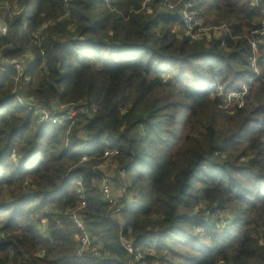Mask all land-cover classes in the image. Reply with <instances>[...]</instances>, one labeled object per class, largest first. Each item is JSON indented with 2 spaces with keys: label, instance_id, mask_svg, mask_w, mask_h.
Instances as JSON below:
<instances>
[{
  "label": "trees",
  "instance_id": "16d2710c",
  "mask_svg": "<svg viewBox=\"0 0 264 264\" xmlns=\"http://www.w3.org/2000/svg\"><path fill=\"white\" fill-rule=\"evenodd\" d=\"M16 1L0 63L22 59L26 69L0 76V264H128L145 251L147 264H264V69L253 67L264 59L250 43L264 0H195L205 28L226 27L199 41L171 33L180 5L172 12L162 0L150 12L145 0ZM238 82L243 106L224 109L216 85ZM15 87L77 114L63 128L40 124L13 105ZM111 149L135 201L122 226L94 169ZM73 210L96 256L77 255Z\"/></svg>",
  "mask_w": 264,
  "mask_h": 264
},
{
  "label": "rangeland",
  "instance_id": "374dc122",
  "mask_svg": "<svg viewBox=\"0 0 264 264\" xmlns=\"http://www.w3.org/2000/svg\"><path fill=\"white\" fill-rule=\"evenodd\" d=\"M10 1L11 0H0V36H2V37L7 36V33H8V27H7V21H6L7 17L8 16L9 17H13L18 12L19 3L16 0H15V2L9 3ZM169 2H171V1L169 0ZM171 11L174 12L175 8L172 9ZM179 22H180V20L179 21L175 20V21H173L171 23V26H172L171 33H173L174 35H177V36H181L180 34L182 32V26L180 25ZM199 24H201V23H199ZM202 26H203V24H202ZM199 40H201V39H198L196 41H199ZM250 43H251V47H252V44H253L252 50H255L257 54L258 53L260 54L258 59L259 58L260 59H264V28L262 30L258 31L254 35V37L250 40ZM259 47H261L262 50H259L258 49ZM25 59H28V58H25ZM256 59H257V57H256ZM6 60L7 59H5V62H1L0 63V76L5 71H8V70H10V68H14V67H16L18 74H19V72H20V74H23L24 69H26V63H25L24 60H22V59H18L17 60L16 59V60H12L11 62H7ZM253 67H254V74H256L258 76V74L260 73V69H262V70L264 69V64L257 65V61H256L255 65ZM171 75L175 76L174 73H170L169 72L168 74H165L162 77L167 79L168 77H172ZM246 80H251V79H246ZM15 81L17 83V80H15ZM185 81H188V80L181 81L179 83V86H184ZM188 85H191V83H189ZM13 90L16 91L22 98H24L25 101H31L30 103L27 104V106H29L28 110L32 109L30 112L33 113V115L38 119V122L40 124H43L42 121L44 122L45 116H48V115H46L45 112H43L40 109V107L38 105V102H32V101H35V99H31V97H28L25 94L23 89L22 90H18L15 87ZM216 90L218 92V95L221 98H223V102L225 104L224 109L226 108V106L227 107H231L232 105L241 109V107L243 106V103L245 102V98L247 96L246 84L239 83V82H238V84H236L235 87H233L231 89H225V90L222 88V86L216 85ZM19 103L20 102L18 100H16L13 103V105H16V104H19ZM62 103L63 102H60V101H57V102L53 101V102H50L49 104H46L47 108L45 110H46L47 114H49V113L53 114V112H56L60 116H65L66 114L69 116V114H72V112H73L72 110H69L68 108H64V107L60 108ZM75 112H76V110H75ZM52 117L55 118V120L57 122H64V121H68L69 120L68 118L57 117L56 115H54ZM53 120L54 119H52L51 123H48L46 125L53 127L52 125H55L53 123ZM78 137L82 140L81 143H83V144H85L86 142H89V140H90V139L86 138L83 134H79ZM71 152L72 153H77L78 149L77 148H72ZM103 159L104 160H101V159L99 160L98 159L99 163L97 164V166L94 167V169H95V171H97L99 174H101L103 176L102 182L106 183L107 187L109 188L110 195H111L110 196L111 197V202L110 203H112V204H110V206L112 207V211L114 210L113 216L115 217V219L113 221L114 222H118L122 226V220H123L122 217L123 216L121 217L120 212L123 209H125L128 205H131V203H135L134 195L131 194V193H128L126 191L127 186L128 187L130 186L129 179L126 180V176L128 177V174L125 173L123 167H120V163L117 162L114 159V154L113 155H109L107 157H103ZM82 162H88V160H84L83 158H81V162L80 163H82ZM32 202L34 203V201H32ZM116 203L118 204V206H116ZM121 203H124V204H121ZM137 204L140 205L139 202ZM231 210L229 209L223 215L219 216L220 221H222V223L224 225L228 224L227 220L232 215V211ZM4 212H2V213H4ZM79 213L77 211H75V210L68 211L67 212V217L70 219L71 222H74V220H75L74 219V215L79 217V215H78ZM39 222H42V226L40 227L42 236H48V234H49L48 233V227L46 226V224L43 226V224L45 223L44 220H42V221L40 220ZM80 222L83 225L82 226V230L84 229V231L89 234V232L85 230L84 222L82 220H80ZM233 224L234 223H232V225ZM88 234H86V236H85L82 233V235H84L87 238V239L85 238L84 240H88L90 238V234L89 235ZM120 241H121V244L123 245V247L127 250V247H128L127 244L128 243L122 241V239H120ZM156 243L157 242H155L153 244H156ZM168 243L170 244V242H168ZM171 247L174 248L175 246L171 245ZM86 252H89L90 254H92V256H96V254H97V253H94L93 251H89L88 248H84L83 250H80L79 252H77V255H78V253H86ZM145 254H148L149 256H152L151 258H153V254L151 252L145 251V253L143 255L142 254L140 255L141 257L138 256L134 261L130 260L127 263L128 264H147L146 262L141 261L143 259L142 257H144ZM183 254H184V256H189L190 255V253H188V252H183Z\"/></svg>",
  "mask_w": 264,
  "mask_h": 264
},
{
  "label": "built area",
  "instance_id": "2783aa9c",
  "mask_svg": "<svg viewBox=\"0 0 264 264\" xmlns=\"http://www.w3.org/2000/svg\"><path fill=\"white\" fill-rule=\"evenodd\" d=\"M150 1H152V0H145V2L141 6V11L150 12V8L148 6V3ZM250 1H251V4L257 6L259 4L260 0H250ZM162 3L164 4L165 7H167L170 10L176 8L177 5H180L179 12H178V14L180 15V19H181L180 25L182 26V32L180 35L184 38H188L191 41H196L198 39H210L212 36H215L218 38V37H221L222 34L225 33V31H226L225 26H223V28H221V27H214V28L206 27L205 28L204 26H202V21L198 17L197 10H195V7H194L195 0H181L177 4H171L169 2V0H162ZM261 9H262V12L264 13V4L261 5ZM199 23H201V24H199ZM262 26L264 28V21L262 23ZM252 47H253V44H252ZM14 68L16 69V67H14ZM24 81H25V84L30 83V79L28 77H25ZM16 100H18L20 102L19 104L21 105V107L26 108L28 110L29 106H27V104L30 103L31 101H25L24 99H22V97L19 94L16 95ZM32 102H36V101H32ZM42 106L43 105H39L40 109L43 112H45L46 115H48V116H45V120H44V122L42 121V123L48 124V123L52 122V119H54L53 123L55 125H53V126H55L57 129L61 128L63 125H64L63 127H65L68 123H72L74 116L77 114L76 109L78 107L76 105H69V106H62L61 105L60 108L61 107L68 108L69 110H72L73 112H72V114H69V116L67 114L65 116H60L56 112H53V114H50V113L47 114V112L45 110L46 108L42 107ZM31 110L32 109H30V111ZM75 110H76V112H75ZM54 115H56L57 117L68 118L69 120L64 121V122H57L55 120V118L52 117ZM118 153L119 152L117 149L107 150L106 152H104L103 157H107V156L113 155V154L115 157ZM83 159L88 160V157H83ZM100 188H101V192H102V196H103L104 200L108 204H112V203H110L111 202V197H110L111 195H110V191H109V188L107 187L106 183L101 182ZM112 214H114V210L112 211ZM74 219L75 220L73 223L75 224V227L76 228L78 227L81 231V234L83 233L86 236V234H88V233L85 232L84 229L82 230L83 225L80 222V220H81L80 217L74 215ZM84 235L80 236L81 237V239H80V250H83L84 248H88V247H89V249H91L90 238L88 240H84L86 238ZM127 245H128L127 251H129L131 253L132 249H131L129 244H127ZM91 251L98 254V248L93 247ZM82 254L83 253H78L79 256H81Z\"/></svg>",
  "mask_w": 264,
  "mask_h": 264
}]
</instances>
